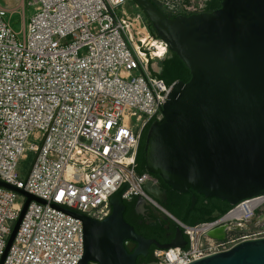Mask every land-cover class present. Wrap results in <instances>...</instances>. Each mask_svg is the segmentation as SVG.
Here are the masks:
<instances>
[{
  "label": "built area",
  "instance_id": "built-area-1",
  "mask_svg": "<svg viewBox=\"0 0 264 264\" xmlns=\"http://www.w3.org/2000/svg\"><path fill=\"white\" fill-rule=\"evenodd\" d=\"M209 0H177L171 15L206 12ZM34 14L14 31L0 6V181L30 202L3 264H78L83 224L124 201L141 199L175 221L181 248L158 249L152 264H190L236 243L264 237V195L244 200L217 219L189 226L173 218L136 172L145 126L162 118L171 86L154 76L168 45L153 36L130 0H33ZM29 159L31 162L29 164ZM21 198L22 202H18ZM25 197L0 186V261ZM226 227L225 239L208 236Z\"/></svg>",
  "mask_w": 264,
  "mask_h": 264
},
{
  "label": "water",
  "instance_id": "water-1",
  "mask_svg": "<svg viewBox=\"0 0 264 264\" xmlns=\"http://www.w3.org/2000/svg\"><path fill=\"white\" fill-rule=\"evenodd\" d=\"M132 1L190 71L187 83L172 84L162 118L147 131L146 171L175 191L192 190L232 207L264 195V0H219L217 10L174 18L151 0ZM0 186L26 199L3 264L29 203L44 201L3 181ZM127 189L123 185L110 198L112 211L103 221L65 210L83 224L84 251L78 264H137L151 246L185 248L180 228L167 244L135 232L124 219ZM144 190L163 204L159 186L146 184ZM196 201L193 195L191 209ZM220 216L214 213L206 221ZM225 231L221 227L208 236L222 241ZM190 264H264V237L240 241Z\"/></svg>",
  "mask_w": 264,
  "mask_h": 264
},
{
  "label": "trees",
  "instance_id": "trees-1",
  "mask_svg": "<svg viewBox=\"0 0 264 264\" xmlns=\"http://www.w3.org/2000/svg\"><path fill=\"white\" fill-rule=\"evenodd\" d=\"M156 7L163 12L167 17L169 18H174L176 15H171L167 13L155 0H151ZM131 4H135L134 1L130 0ZM220 8V2L219 0H209L206 6V12H212L214 10H217ZM141 14L144 17V21L150 31V33L153 36H156L155 31L153 30L148 18L144 15V13L140 10ZM159 66V72L154 73V76L162 79L168 86L172 85L174 82H184L187 83L190 80V71L186 67V65L182 62V60L174 53L169 52V55L167 58H165L163 61L158 62ZM154 121H150L145 128L142 131L138 150H137V155H136V172L141 175L146 172L145 168V161H144V144H145V139L147 135V131L150 127V125ZM29 164L31 162V159H29ZM160 184L166 188V193L168 197H172V200L175 202L176 206L175 207H170V206H165L164 208L172 215L174 216L177 220L180 222L189 225V226H195L201 223H204L206 221L205 216L206 215H211L213 213V210H206L204 207V199L205 197L203 195H200L192 190H190L188 193H180L178 191L173 190L169 186L165 185L161 179L156 177ZM195 196L197 198V202L194 205V208L191 209V199L192 196ZM136 199V198H135ZM132 199L131 201H125L126 208L131 205V203L135 200ZM217 202H221V200L215 198ZM224 202V207L220 210L221 214L224 215L228 211H230L233 207L228 204L226 201ZM125 221L130 224L135 232L147 239H156L158 243H169L175 236V234H172L168 238H159L158 236H154L151 234L149 231H147L144 227H138L137 225L133 224L129 220H127L126 216L124 215ZM177 228V225H176ZM156 247L152 246L150 249L149 257L146 259L138 258L137 264H152L155 259H154V251ZM142 259V260H140Z\"/></svg>",
  "mask_w": 264,
  "mask_h": 264
},
{
  "label": "flooded vegetation",
  "instance_id": "flooded-vegetation-1",
  "mask_svg": "<svg viewBox=\"0 0 264 264\" xmlns=\"http://www.w3.org/2000/svg\"><path fill=\"white\" fill-rule=\"evenodd\" d=\"M159 187L163 193V196H162L163 204H161V206L163 208H164V205L170 206V207H175L176 206L175 202L172 200V197H168V195L166 193V188H164L160 184V182H159ZM204 207L208 211L213 210L212 214H214V213L221 214L220 210L224 207V202L223 201L217 202L215 200V198H206L205 197ZM124 215L126 216L127 220H129L133 224L137 225L138 227H140V226L144 227L147 231H149L154 236H158L159 238H162V240H164V238L170 237L172 234H175V232L178 228V226L176 228V223L174 220H172L169 217H166V215H164L162 212H160L156 207H154L153 205H151V204H149V203H147L141 199H135L131 203V205L126 208ZM211 215H206L205 218L209 217ZM153 240H156V239L153 238ZM160 244H167V243H160ZM151 247L149 248V252H148V255L146 257H139V258H142V259L148 258ZM142 259H140V260H142Z\"/></svg>",
  "mask_w": 264,
  "mask_h": 264
},
{
  "label": "rangeland",
  "instance_id": "rangeland-1",
  "mask_svg": "<svg viewBox=\"0 0 264 264\" xmlns=\"http://www.w3.org/2000/svg\"><path fill=\"white\" fill-rule=\"evenodd\" d=\"M163 9L176 3L177 0H155ZM33 0H0V6L9 10L7 20L16 32H20L23 23H27L34 14V8L29 5ZM18 202H22L19 198Z\"/></svg>",
  "mask_w": 264,
  "mask_h": 264
},
{
  "label": "crops",
  "instance_id": "crops-1",
  "mask_svg": "<svg viewBox=\"0 0 264 264\" xmlns=\"http://www.w3.org/2000/svg\"><path fill=\"white\" fill-rule=\"evenodd\" d=\"M7 9V8H6Z\"/></svg>",
  "mask_w": 264,
  "mask_h": 264
}]
</instances>
